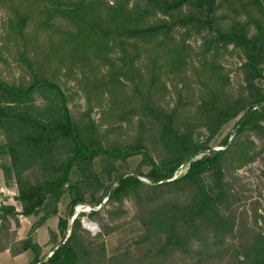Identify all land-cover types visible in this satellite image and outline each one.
I'll list each match as a JSON object with an SVG mask.
<instances>
[{
	"label": "trees",
	"instance_id": "1",
	"mask_svg": "<svg viewBox=\"0 0 264 264\" xmlns=\"http://www.w3.org/2000/svg\"><path fill=\"white\" fill-rule=\"evenodd\" d=\"M0 10V67L19 69L10 78L0 71V156L8 154L4 175L20 206L0 205V253L29 251L28 264H170L183 255L189 264H264L259 204L249 224L226 173L264 152V0H0ZM236 51L244 61L233 84L222 59ZM70 80L86 101L78 116L68 106ZM237 117L235 136L214 149L211 140ZM135 155L141 161L133 171L107 184L100 178L110 177V160ZM75 169L81 178L73 180ZM92 181L102 192L88 203L109 206L105 220L100 208L89 214L100 221L95 236L77 216L68 228ZM67 193L43 254L33 233L58 215ZM125 200L135 207L130 219ZM49 204L17 239L11 220L19 227L18 215L36 217ZM129 221L141 233L108 254L104 237ZM233 229L239 250L225 242Z\"/></svg>",
	"mask_w": 264,
	"mask_h": 264
},
{
	"label": "rangeland",
	"instance_id": "2",
	"mask_svg": "<svg viewBox=\"0 0 264 264\" xmlns=\"http://www.w3.org/2000/svg\"><path fill=\"white\" fill-rule=\"evenodd\" d=\"M111 1V0H108ZM111 3V2H109ZM3 18V12L0 10V31H1V22ZM221 24L225 26V21H221ZM196 39H191L192 44H198L200 42V37H195ZM232 49V46H229V50ZM242 55L236 51L231 52L229 54H226L222 59V64L226 69L229 70V77L233 84H236L239 82L241 76L239 74V66L243 62ZM12 67V69H11ZM11 67H0V71L3 76L10 78V75L12 73H15V75H18L19 69L17 66L15 67V64L12 62ZM262 85L264 86V80L262 81ZM64 87L67 88V94H71V98L69 100L68 106L74 116H78L82 111L86 109V101L83 96L82 91L79 89L78 86L74 85V82L72 80L66 82L64 84ZM95 103V102H94ZM100 108L96 107L93 109L92 112V118L96 121L98 120L100 116ZM239 117L229 121L226 123L219 133L211 140L210 145L216 149L220 148L218 145L220 144L221 139L226 136L227 134L231 133V136L229 139H232L235 135V129H236V122ZM207 135V131L205 129H200L198 132V137L200 139H205ZM242 137V136H241ZM243 138V137H242ZM250 138L255 141V143L260 146L261 140L256 135L252 134L250 135ZM238 137L234 139V142H238ZM4 143V137L0 133V145ZM104 160H101V158H95L92 163V170L96 174L97 172H100L103 166ZM141 161L140 155H135L128 157L126 160H110L108 162V166H106L107 169H112L110 171V177L107 173L102 174L100 178H103V181L105 184L110 182L117 173L120 172H126V171H133L137 165ZM102 163V166L100 165ZM9 165V157L6 152H3L0 156V205H13L15 206L17 211H20V206L18 205V202L15 201L14 197L17 194L16 187L14 185L13 180H7L4 175V167H8ZM148 165H144L142 167V171L146 173L149 170ZM186 170V166H181L180 169L175 173L174 177L181 175ZM107 172V171H106ZM77 172V170H73L72 172V178L73 180H76L80 177V174ZM227 178L230 180L233 184V190L238 193V198H240L238 204H237V212L240 215L241 212H243V219L246 220L249 224H252L253 222V207L256 206V202L259 204L257 213L262 215L264 217V152H262L256 160H254L251 163H248L246 165H243L239 169H236L235 171H227ZM81 178V177H80ZM209 180V178H207ZM90 184V185H89ZM87 190L85 192V197L87 199V202L77 204L74 208V216L73 217H79L81 221L82 228L85 230L86 234H89L90 236H95L97 233L101 230L100 221L94 217H91L89 214L91 210L99 209L102 211L101 216H103L105 220V214L103 212V209L109 208V206L105 205V200L99 205V206H91L88 201L95 198L96 196H99L102 192L101 189L96 190V182L86 183L84 185ZM70 200V195L67 193L65 196H63L62 200L58 203V215H55L52 218L47 219L44 224L37 228L33 233V239L38 242L39 244L43 245V254L49 253L51 249V244H48V231L50 229H56L57 227V220L60 215H64L66 212V205ZM82 205L83 211L78 210V208ZM79 206V207H78ZM50 204L45 207V210L43 209L38 216H29L25 217L22 215H18L19 220V227L16 226L14 220H11V229L16 230V237H25L28 235L32 225L39 220L40 216L45 213L46 210L50 208ZM104 207V208H103ZM123 209L127 211V219H130V217L133 216L135 212L134 204L131 200H125L122 205ZM93 222L95 225V231H89L85 225L84 221ZM128 221V220H127ZM263 223L262 220L258 219V230L263 231L262 227ZM141 233V227L137 221H129V223H126L121 228L117 229L112 234L104 237V241L106 244V250L108 254H114L118 251L124 250L129 244H131ZM225 242L228 245H232L233 247H236L238 250V236L236 229H233L225 238ZM197 247V244L195 245ZM1 264H28L32 260V253L31 252H24L21 255H19L16 258H11L7 252L5 254L1 255ZM191 258L188 256H177L174 258H171L170 264H189Z\"/></svg>",
	"mask_w": 264,
	"mask_h": 264
},
{
	"label": "built area",
	"instance_id": "3",
	"mask_svg": "<svg viewBox=\"0 0 264 264\" xmlns=\"http://www.w3.org/2000/svg\"><path fill=\"white\" fill-rule=\"evenodd\" d=\"M78 207H79V206H78ZM81 208H83L82 205H80V207L78 208V210L83 211V209H81ZM83 221H84V225H85V227H86L89 231H95V225H94L93 222H89V221H85V220H83Z\"/></svg>",
	"mask_w": 264,
	"mask_h": 264
},
{
	"label": "crops",
	"instance_id": "4",
	"mask_svg": "<svg viewBox=\"0 0 264 264\" xmlns=\"http://www.w3.org/2000/svg\"><path fill=\"white\" fill-rule=\"evenodd\" d=\"M25 237H26V236H25ZM25 237H21V238L18 237L17 239H22V238H25ZM40 245H41V244H40ZM42 246H43V245H42ZM43 247H44V246H43ZM5 252H7V251L1 252V253H0V256L3 255V254H5ZM26 252H28V251H26ZM42 252H43V251H42ZM7 253H8V252H7ZM8 254H9V253H8ZM19 255H21V254H19ZM19 255L15 256V257H11L10 255H9V256H10L11 258H16V257H18ZM0 261H1V257H0ZM0 264H1V263H0Z\"/></svg>",
	"mask_w": 264,
	"mask_h": 264
},
{
	"label": "water",
	"instance_id": "5",
	"mask_svg": "<svg viewBox=\"0 0 264 264\" xmlns=\"http://www.w3.org/2000/svg\"><path fill=\"white\" fill-rule=\"evenodd\" d=\"M73 220H74V217H72V218L70 219V221H69V224H68V228H69V230L71 229V225H72ZM65 240H66V239H65Z\"/></svg>",
	"mask_w": 264,
	"mask_h": 264
}]
</instances>
